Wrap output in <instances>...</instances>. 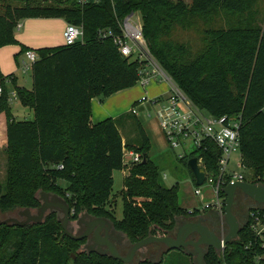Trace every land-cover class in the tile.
<instances>
[{"label":"trees","instance_id":"1","mask_svg":"<svg viewBox=\"0 0 264 264\" xmlns=\"http://www.w3.org/2000/svg\"><path fill=\"white\" fill-rule=\"evenodd\" d=\"M1 9L0 48L18 44L14 31L25 19L59 18L83 31L82 42L34 51L30 89L16 86L14 76L4 77L0 71L7 156L4 192L0 185L1 212L34 208L39 191L61 197L70 194L73 199L65 197V201L70 210L72 205L73 219L81 213L107 218L130 244L148 236H172L177 219L189 221L201 215L180 207L177 184L166 188L159 183L158 167L148 156L149 139L136 119L138 149L123 143L117 125L124 116L118 122L108 118L90 123L91 99L107 98L137 84L141 62L122 56L112 38L98 37L99 30L120 35L119 21L135 12L150 54L190 101L214 117L239 118L244 181L264 184V29L248 17L208 31L202 50L195 55L171 38L176 27L190 25L192 16L219 11L230 16L246 14L248 0H191L189 5L180 0H89L83 5L77 0H52L44 6L21 0L19 6L5 3ZM28 50L21 46L20 55ZM7 82L21 106L33 111V120L13 119ZM205 144L202 150L178 159L194 184L187 166L191 158H202L208 173H218L220 151L210 141ZM124 150L140 154L141 162L130 165L123 179L122 219L117 221L105 207L111 197L113 172L126 166ZM59 181L66 182L64 190ZM222 189L219 195L225 198ZM238 194L242 193L237 192L235 199ZM257 210L264 212V206L246 208L238 239L222 252L209 249L205 264H264V245L249 229V214ZM214 216L220 225V217ZM59 231L60 238L53 239ZM79 243L83 241L63 233L54 214H48L40 225H0V264H123L85 251L74 260L68 247ZM161 253L157 261L147 257L138 264H169L174 255L193 259L182 250Z\"/></svg>","mask_w":264,"mask_h":264},{"label":"built area","instance_id":"2","mask_svg":"<svg viewBox=\"0 0 264 264\" xmlns=\"http://www.w3.org/2000/svg\"><path fill=\"white\" fill-rule=\"evenodd\" d=\"M77 2L83 5L89 2V0H77ZM118 26L120 35L114 36L110 30H99L98 37L101 39L112 38L113 44L118 48L122 56L131 57L141 62L137 84L142 88H146L152 83H164L168 86V95L165 97L149 98L144 93L138 99L135 106L130 109L129 113L136 116V106H148L168 147L171 150H180L178 159L202 150L205 148L207 141L215 144L220 151L218 173L216 176L206 171L202 158H196L198 165L205 170V180L202 185L207 184L210 186L211 200L205 202V197L202 195L200 186L195 185L194 195L201 197L202 205L200 208L194 207L190 210L188 209V211H198L199 213L210 211L222 219L225 198L220 197V190L230 183L245 182L240 159L234 163L237 171L228 170L232 155L236 153L240 155L239 118H229L227 116L214 117L190 101L150 54L143 36L141 19L137 12L125 16L119 21ZM19 28L20 25L17 24L16 29L18 30ZM62 37L63 46H72L82 42L83 31L80 27L67 24ZM24 58L25 61H22L19 66V72L22 75H27L31 72L32 65L36 61V54L33 50H28L24 53ZM1 93L2 89L0 87V95ZM14 99H17V96L15 92H12L9 96V103H12ZM146 117L151 118V114L147 113ZM189 148H192L193 151L188 152ZM139 162H141L140 154L128 150L123 151V163L126 166ZM249 219L251 233L263 246L264 212L259 210L251 212ZM223 225L222 222L221 231L218 234L220 237L225 235Z\"/></svg>","mask_w":264,"mask_h":264},{"label":"rangeland","instance_id":"3","mask_svg":"<svg viewBox=\"0 0 264 264\" xmlns=\"http://www.w3.org/2000/svg\"><path fill=\"white\" fill-rule=\"evenodd\" d=\"M29 1L33 5H41V6L51 5L52 3V0H29ZM173 1H176V0H173ZM180 1H182L186 5H189L191 0H180ZM5 3L6 4L8 3L11 6H19L21 3V0H0V12L2 11L1 7ZM248 5H249L248 12L242 15L240 13H237L234 16H230L228 13L224 11H219V12H214L206 16H192L189 19L190 25L188 27H182V26L176 27L171 34V38L179 44H184L189 49L190 53L192 55H195L202 50L204 46V42H203L204 36H205V33L208 31L215 30V29L217 30L220 28H226L230 26V24L235 25L241 20H246V18L248 17H250L251 20L255 24L260 25L261 28L264 29V0H248ZM22 60L25 61V58H22ZM30 76H31V72L25 75V77L27 78H29ZM154 84L155 83H152L146 88H142L139 84H135L134 87L129 90L121 91L125 93H122L120 95V97L115 101V105L120 103V106L123 105L124 107H126L125 104L127 102H130L133 99H135L138 95H141V92L144 95L145 90H148V88H150V86ZM161 86L164 87V85H161ZM165 86L167 85L165 84ZM132 106L133 104L131 103L129 106V111L132 108ZM11 109H12L13 115L17 119H20L19 115H21L22 112H29V109H24V107L20 105L17 99L14 100L13 103H11ZM20 109L24 111H19ZM136 112H137V115H139L138 122L141 125V127L145 130V133L147 134L149 141H150L151 147L148 152V156L158 167L159 183L163 187H166V188H170L176 184L178 185V202H179L180 207L183 208L184 210H187L193 207L200 208L202 205L201 197L194 195V190L196 187H195V184L193 183L192 177L188 169L184 166V164L178 161L177 157L180 154V150L178 149L171 150L168 147V145L166 144L163 138L162 132L160 131L158 124L152 115V111L148 108V106H143V105L136 106ZM147 113L151 114V118L146 117ZM22 114H25V113H22ZM120 123H119V126H121L120 130L122 132L124 141L130 143L133 149H138L139 148V137H138L137 130H136V121H135L134 116H131V115L124 116V118H121ZM192 151H193L192 148L188 149V152H192ZM239 156L240 155L237 153L232 155L231 163L228 166V170L237 171L234 163L236 162V160H238ZM131 169L132 167H130V165L129 166L127 165L125 166V168H123V170L113 172V186L111 188V197L108 203L106 204L105 208L111 213H113V217L117 221L122 219L123 206H122V200H121V191L123 189V179L125 176L129 175V171ZM6 178H7L6 141L0 135V185L3 189V192L6 186ZM58 184L64 190V187L66 186V182L59 181ZM200 190L202 192V195L205 197V202H209L211 200L210 186H208L207 184H204L200 186ZM39 192L35 194V198L38 201V205L35 206L34 208H28L33 213L36 211V209L41 204L38 199ZM65 197H67L68 200L73 199V195H70V194H66V196L62 198L66 199ZM251 204H252L251 201L244 198L242 194L237 195L235 199V204L233 206V212L240 223H243L244 217H245L244 215L246 213V208L249 207ZM70 206H71V212H70V219H69L70 224H69L68 230L70 231L72 230V234H75L76 229H77V225H76L77 219H73L72 217L73 209H72V205ZM23 209L24 208H13L7 212L0 211V221L6 220L9 218H15L18 221H23L24 217H21L18 215V213L22 211ZM204 213L208 215L207 216L209 219L208 225H210V227L211 225L218 227V224H217L218 218L214 216V213L210 211L200 212V214H204ZM83 216H84V213H81L77 217L82 218ZM55 218L57 221L56 215H55ZM60 234H61V231H59L57 235H53L52 238L55 240H58L60 238ZM83 248H84L83 243H79L74 246L69 245L68 254L72 256V258H74L75 260L76 255L79 252L83 251ZM146 249L142 250V252L148 255V250ZM161 250L163 251V247L161 248ZM160 251L156 258H150V259L152 261H157L161 253ZM168 261H170L169 264H192L193 263V259L191 260L189 258H184L181 256H175V255L172 257V259L170 258ZM132 264H138V262L135 261Z\"/></svg>","mask_w":264,"mask_h":264},{"label":"water","instance_id":"4","mask_svg":"<svg viewBox=\"0 0 264 264\" xmlns=\"http://www.w3.org/2000/svg\"><path fill=\"white\" fill-rule=\"evenodd\" d=\"M187 166L193 175L195 185L201 186L205 180L204 168L198 165L196 158L189 159ZM237 192H241L243 197L250 200L254 207L264 206V184L234 182L224 187L222 189V193L225 196L222 222L226 227V233L223 237H220L214 230L209 229L204 224L203 219L198 220V222H185L182 219H177V227L173 236H148L134 244H130L125 256L119 253L117 244L121 245L123 241H128V239L122 233L117 232L113 223L107 218L94 217L90 219L89 223L82 222L87 226L85 233L80 236L73 235L68 230L70 207L65 199L53 193L39 192L38 199L41 204L36 211L33 213L30 209L26 208L18 213L19 216L24 217L23 221L9 218L0 221V225H13L17 227H23L28 224L40 225L44 222L47 214H55L63 233L71 240L80 241L93 232V239L91 240L95 241L98 249H89L91 247L90 240L83 248V251L86 253H94L99 256L108 255L110 258L123 264H132L137 252H142V250L151 245H161L164 248L161 255L170 251L182 250L186 255L193 258V264H205L204 259L209 249L220 252L228 243L238 239L242 225L233 213V204ZM85 215L88 217L87 214ZM191 237H194V239H191ZM103 246L107 247L108 253L101 251Z\"/></svg>","mask_w":264,"mask_h":264},{"label":"crops","instance_id":"5","mask_svg":"<svg viewBox=\"0 0 264 264\" xmlns=\"http://www.w3.org/2000/svg\"><path fill=\"white\" fill-rule=\"evenodd\" d=\"M19 25H20V28L18 30L15 29L14 31V36L18 44L8 45V46H4L0 48V71L4 77L14 76L16 86L30 89L32 86V79L30 78L31 76L27 78L25 77V75H22L19 72V66L21 62L23 61L22 58H24V55H20L21 46L26 47L29 50H33V51H36L42 48H53V47L62 46L63 45L62 35L67 25V22L59 18H33V19H25L22 22L20 21ZM161 85H164V87H162ZM6 87H7L9 94L11 95L12 92H14L11 83L7 82ZM122 93H125V92H119L107 98L95 97L91 99L90 123L96 124L108 118H111L115 122H118L122 116L131 115L129 113L130 104L132 103L133 106H135L138 99L141 98L143 93L141 92V95H138L139 97L137 96L136 97L137 99L135 98L136 100L133 99L132 101H130L131 103L127 102L125 104L126 107H124L123 105L120 106V103L115 105V101L120 97ZM145 93L147 94L149 98H155V97H160V96L165 97L168 95V87L165 86V84L156 83L150 86L148 90H145ZM10 109H11V103H10ZM24 109H28V108H24ZM19 111H24V110L20 109ZM22 113H25V114H22ZM22 113L21 115H19L20 119H17L13 115L12 109H11V114L14 120L16 121L33 120L34 118L33 111H31L30 109H29V112H22ZM138 116L139 115L134 116V118L137 121H138ZM117 126L121 134L123 143H124L125 141H124L122 132L120 130L121 126H119V124ZM0 135L6 141V119L3 114H0ZM238 159H240V156Z\"/></svg>","mask_w":264,"mask_h":264},{"label":"flooded vegetation","instance_id":"6","mask_svg":"<svg viewBox=\"0 0 264 264\" xmlns=\"http://www.w3.org/2000/svg\"><path fill=\"white\" fill-rule=\"evenodd\" d=\"M86 213H84V216L82 218H76L77 219V229H76V233L73 234V235H76V236H80V235H83L85 233V231L87 230V226H85V223H82V222H86V223H89L90 222V219L91 218H94L93 216L91 215H88V217L85 215ZM213 214V213H212ZM208 215H206V213L204 214H201L199 215L197 218H194L192 220H189V221H192V222H198V220L200 219H203L204 220V224L209 227V229L211 230H214L217 234L220 233L221 231V224L218 225V227L216 226H212L210 227V225H208ZM70 219V217H69ZM81 221V222H80ZM70 222V220H69ZM185 222H188V221H185ZM72 232V230H71ZM173 236V235H172ZM91 239H93V232L90 233L86 238H83L82 240L80 241H83V244H87L88 241H90ZM191 239H194V237H191ZM125 243V244H124ZM93 245V246H92ZM130 243L129 241L125 240L122 242V244L118 245L117 244V249L119 251V253L122 255V256H125L127 254V251H128V247H129ZM90 250H95V249H98L97 246L95 245V241L94 240H91L90 241ZM160 247L158 245H151L149 246L146 250H148V255L143 253V252H137L135 257L133 258V262L134 263L135 261L136 262H140L143 258H147V257H150V258H156L158 256V253L160 251L159 249ZM157 249V250H156ZM159 249V250H158ZM101 251L102 252H105V253H108L107 251V247L106 246H103L101 248ZM108 256V255H107ZM109 257V256H108Z\"/></svg>","mask_w":264,"mask_h":264}]
</instances>
